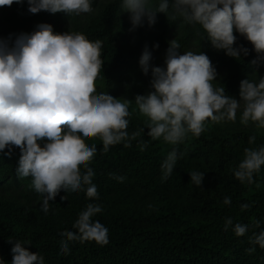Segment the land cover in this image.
<instances>
[{
  "label": "clouds",
  "instance_id": "1",
  "mask_svg": "<svg viewBox=\"0 0 264 264\" xmlns=\"http://www.w3.org/2000/svg\"><path fill=\"white\" fill-rule=\"evenodd\" d=\"M23 4L24 0H0V6ZM32 14L47 11L66 15L91 13L92 0H27ZM121 11L129 13L130 30L147 23L153 26L157 13L166 15L171 8L187 24L200 25L216 50L241 58L249 49L237 45V33L249 41L264 61V0H121ZM155 48L159 44L154 45ZM172 39L166 50L163 66L151 64L152 52L146 45L139 66L144 75L151 69V89L137 94L135 104L148 117L145 127L152 140H163L173 146L183 143L189 133L199 137L206 131V122H235L243 102L240 122L255 123L264 128V77L258 83L249 79L240 82L239 99L225 95V87H216L217 70L207 54L200 51H179ZM102 42L91 41L81 33L55 32L49 23H39L31 33L0 38V154L11 155L19 148L16 167L19 178L31 177L32 187L43 196L41 209L45 215L50 201L61 192L84 191L89 199H99L95 175L90 167L97 148L85 141L99 137L103 151L120 143L131 146L138 132L131 136L130 103L109 93H96L95 81L102 69ZM255 137L249 138L254 143ZM146 147V144H145ZM183 153L173 147L161 164V180L172 175ZM264 166V146L246 148L244 158L234 169L242 184L254 183V175ZM190 181L200 187L204 172L191 171ZM123 182L124 177H114ZM64 199V197H61ZM224 204L231 198L225 197ZM250 204H241V211ZM102 212L99 204L89 203L73 224L77 231L60 233L59 254L70 252V241L109 243L108 229L93 218ZM261 222L255 221L260 228ZM233 228L236 236H244L246 224L233 225L225 220V230ZM10 264H45L44 257L24 245L13 242ZM250 242L264 248V229L254 233ZM255 251V247L247 250ZM0 264H8L0 257Z\"/></svg>",
  "mask_w": 264,
  "mask_h": 264
},
{
  "label": "trees",
  "instance_id": "2",
  "mask_svg": "<svg viewBox=\"0 0 264 264\" xmlns=\"http://www.w3.org/2000/svg\"><path fill=\"white\" fill-rule=\"evenodd\" d=\"M119 3L121 0L103 5L73 32L102 42L103 63L97 79H105L113 96L118 94V75L127 58L119 45ZM2 7L10 13L7 21L22 26L24 33H31L39 23H49L55 31L60 18L67 16L47 11L32 14L27 0ZM147 29V23L138 27L140 33ZM184 31L177 39L180 46L195 40L199 52L207 54L215 68L231 67L218 86L225 87V95L238 97L240 82L255 70L264 77V61L252 63L257 53L238 33L236 44L248 48L249 54L236 59L212 47L200 25L185 23ZM147 120L130 121V136L144 129L131 140L130 147L120 143L104 152L98 136L87 139L86 146L97 148L90 167L99 199L87 198L84 191H61L49 202L47 215L41 209L43 196L32 187V178L16 174L19 148L10 156L0 154V257L10 264L11 240L29 243L24 246L42 255L45 264H264V248L250 242L254 233L264 229V166L252 184H242L234 176L244 150L264 146V130H231L209 120L199 137L189 133L183 143L173 146L162 137L152 140L147 135ZM250 137H255L254 143H249ZM173 147L183 155L168 180L162 181L161 164ZM191 171L204 172L200 187L190 181ZM116 176L124 177L123 182ZM15 183V188L25 191V201L9 195ZM225 197L231 198L230 204L223 203ZM89 203L102 207L93 219L107 227L109 243L100 246L95 241H70V252L60 255V233L77 231L73 224ZM245 203L251 206L241 211ZM227 218L233 225H248V232L238 237L232 227L225 230ZM257 220L260 228L255 227ZM253 247L255 251L249 253Z\"/></svg>",
  "mask_w": 264,
  "mask_h": 264
},
{
  "label": "rangeland",
  "instance_id": "3",
  "mask_svg": "<svg viewBox=\"0 0 264 264\" xmlns=\"http://www.w3.org/2000/svg\"><path fill=\"white\" fill-rule=\"evenodd\" d=\"M94 1L92 0V3ZM112 1L117 0H97L96 5L92 4L93 11L91 13H82L80 15L72 14L67 16L63 15L64 17L60 18V23H57L56 25L57 28L55 32L73 33L77 29V26L80 25L86 18L89 19L98 12L99 8ZM156 3L157 0H153V4ZM119 8L120 20L117 29L121 35L119 45L124 48L127 58L118 75V94L116 96L111 94L108 84L103 77L96 79L95 88L97 94L109 93L113 97L121 99V101L127 99L130 103L129 111L131 112L129 120L140 123L147 117L139 112L138 106L135 104V96L137 94H146L152 89L150 83L151 69L149 70L148 75H144L138 63L139 58L147 45L149 50L152 52L151 64L153 66H163L165 62L166 50L169 47V41L172 39L177 41V39L184 34L185 22L181 17L175 15L174 12H171L169 9L167 15L165 13H157L156 23L151 27L148 26L147 30L140 33L138 27L135 30H130L131 23L129 20V13L121 11V7ZM9 14L2 6H0V38H7L11 34L14 39L16 35L24 33L22 26L7 21ZM156 43L159 44L158 48L154 47ZM179 51L181 54L184 51L198 53L199 47L197 41L191 40L187 42L181 46ZM216 70L218 76L217 80L213 81V84L218 87L230 73L231 67L225 66L220 69L216 68ZM260 79L261 74L257 70L249 76V80L252 82L258 83ZM236 98L239 99V96ZM242 111L243 102L241 101V108L237 111V119L235 122L225 120L216 124L231 130L243 128L264 130V128H257L255 123L251 121L247 125L242 124L240 122ZM15 186L16 183L13 188L8 190L9 195L19 199L20 201H25V191H23L22 188H15Z\"/></svg>",
  "mask_w": 264,
  "mask_h": 264
}]
</instances>
